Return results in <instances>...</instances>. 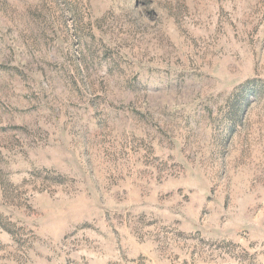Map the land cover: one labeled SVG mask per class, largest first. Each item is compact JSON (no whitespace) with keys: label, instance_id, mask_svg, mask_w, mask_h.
Here are the masks:
<instances>
[{"label":"rangeland","instance_id":"obj_1","mask_svg":"<svg viewBox=\"0 0 264 264\" xmlns=\"http://www.w3.org/2000/svg\"><path fill=\"white\" fill-rule=\"evenodd\" d=\"M0 264H264V0H0Z\"/></svg>","mask_w":264,"mask_h":264}]
</instances>
